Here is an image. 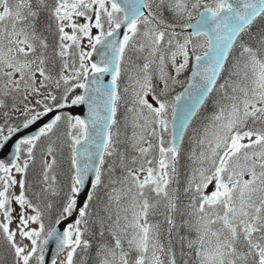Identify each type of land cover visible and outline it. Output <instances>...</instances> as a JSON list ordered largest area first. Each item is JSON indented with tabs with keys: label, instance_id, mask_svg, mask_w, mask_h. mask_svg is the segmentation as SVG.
Segmentation results:
<instances>
[{
	"label": "snow or ice",
	"instance_id": "obj_1",
	"mask_svg": "<svg viewBox=\"0 0 264 264\" xmlns=\"http://www.w3.org/2000/svg\"><path fill=\"white\" fill-rule=\"evenodd\" d=\"M42 14L48 21L46 30L55 24L54 43L40 29ZM258 17H264V0H238L236 5L229 0L211 4L203 0H0V109L11 106L24 117L20 126L7 127V135L0 128V150L14 133L50 113L84 103L90 113L88 120L55 114L38 134L20 139L10 159H0V239L5 252L0 264H46L50 251H54L50 264H76L78 250L92 246L84 237L104 172L111 176L117 168L124 173L120 182L125 187L110 199L119 204L125 198L128 204L118 209L115 220L107 217L112 220L111 241L104 242L100 231L98 264H179L170 239L179 210L180 190L173 187L179 182V144L190 116L216 87L219 75L229 72L226 65L237 45L229 78L220 85L228 103L213 117L211 130L205 129V138L199 141L206 145L197 158L200 167L184 189L190 201L187 214L193 218L186 227L196 233L187 247L195 251V264H264V29L250 31ZM177 29L193 31L181 43L182 31ZM193 36L205 40L194 43ZM84 40L90 51L83 47ZM189 45L198 82L169 101L165 99L169 91L180 83L176 77L188 68ZM145 51L143 64L136 65L129 77L132 106L128 111L133 113V128L138 129L131 137V148L138 156L129 160L117 147L112 130L118 124L122 99L117 82L126 55ZM169 52L175 76L166 70ZM94 53L100 57L98 62H91ZM178 56L183 62L177 65ZM153 66L163 82L159 94L153 86ZM109 73L111 84L105 87L100 78ZM77 89H83V94H75ZM150 94L158 106L149 102ZM97 97H103L106 115L100 114ZM186 98L188 103L178 107ZM62 123L72 174L57 204L52 198L60 197L62 189L53 174L58 139L53 137ZM165 133L171 137L167 142ZM42 138L49 143L41 156L38 189L29 196L28 173ZM153 149L158 150V159L151 155ZM106 157L116 158L107 169ZM213 182L215 190L206 195L204 190ZM86 186L92 189L86 193L88 203L81 201L78 207ZM160 205L168 225L167 246L161 242L160 225L149 221ZM74 213L78 218L61 229ZM103 224L100 218L101 228Z\"/></svg>",
	"mask_w": 264,
	"mask_h": 264
},
{
	"label": "trees",
	"instance_id": "obj_2",
	"mask_svg": "<svg viewBox=\"0 0 264 264\" xmlns=\"http://www.w3.org/2000/svg\"><path fill=\"white\" fill-rule=\"evenodd\" d=\"M49 2H54V0H49ZM45 23H48L46 14L41 15V24L40 29L43 31L44 35L48 37L49 43H54L56 41L55 36V24L52 23L51 30H46L44 28ZM261 29H264V17H259L251 26L250 31L253 33L259 32ZM244 38H247V34H242ZM239 50V46L237 45L227 62L226 67L229 68V72L231 71V66L235 63L237 58V53ZM123 65V64H122ZM121 65V66H122ZM229 72H225L221 74V77L218 81L216 88L214 89L213 93L211 94L210 98L208 99L206 105L199 113L197 119L193 122L190 129L185 135L184 141L182 143L180 155L177 159V175H178V184H174L173 187L179 188V210L177 213L174 214V219L177 224V228L173 230L172 238L174 240L175 251L177 254V258L180 262L181 259V249L182 245L180 244L181 237L183 236H193L194 231H189L186 227L188 221L193 220L187 212V205L189 204V194H185L184 189L181 185V181L186 178L185 168L188 162V155L194 150V146L197 145L199 135L201 133V129L208 127V123L213 121V117L219 112V108L222 105L228 103L227 100L223 98L224 96V89H221L220 85L225 82V79L229 78ZM235 79V77H231ZM11 108V106L9 107ZM116 119L118 118L119 112H117ZM23 116L17 117H10L7 121L8 126L17 127L20 126L21 122L23 121ZM117 124L116 126L112 127L113 132H117L119 127ZM66 131L65 125L62 123L57 129V136L53 137L57 139V143L55 145L56 148V159L57 165L54 170V175L57 177L58 186L62 189L61 196L52 198L55 202H59L62 199L64 192L68 190V185L70 183V175L72 174V170L70 168V149L67 147L66 151L63 149V145L68 141L67 138L64 136V132ZM119 141V139H116ZM49 141L46 138H42L41 142H38V148L36 149L35 156H36V163L29 169L28 173V181H29V196L31 195V191L34 188L38 189V181L39 176L38 173L41 168V156L43 155L46 147L48 146ZM117 147L121 152H124L127 157L130 159L131 154L124 150L123 145L119 142ZM24 155V154H22ZM50 158V157H49ZM51 159V158H50ZM115 157H106V165L105 169L110 167L113 162L115 161ZM124 175L122 170L117 168V171L111 176L107 171L104 172L102 177L103 185L97 190V199H95L92 204L90 205L91 212H92V221L89 226V232L85 234V239L91 242V248L87 251L78 250L76 259V264H98L99 256H98V248L101 244V237L99 235L100 231H104L103 241L108 242L111 241V236L108 232V225L112 223V220H115L116 213L118 209L126 207L128 204L127 199L122 198L120 201V205L116 206L113 204L114 201L109 199V194L113 191L116 195L121 194L120 190L125 187L124 184L120 182V178ZM115 190V191H114ZM107 209V210H105ZM164 212V208L160 205L154 212V214L149 215V221L153 224H159L161 228V238L162 243L167 246L169 236H168V225L165 221V216L162 214ZM76 213L73 214L75 216ZM112 217V220H108V216ZM121 215H124L122 212ZM100 218H104L103 228L100 225ZM123 223V220H121ZM170 237V239H171ZM5 259V252L3 249V241L0 239V262H3ZM11 260V257H8V261ZM181 264V262H180Z\"/></svg>",
	"mask_w": 264,
	"mask_h": 264
},
{
	"label": "rangeland",
	"instance_id": "obj_3",
	"mask_svg": "<svg viewBox=\"0 0 264 264\" xmlns=\"http://www.w3.org/2000/svg\"><path fill=\"white\" fill-rule=\"evenodd\" d=\"M204 3H208L211 4L213 3V0H203ZM194 21V20H193ZM192 21V22H193ZM78 22H84L82 18L78 19ZM66 31H69V33L71 32V29H66ZM177 31H182L181 29H177ZM93 34H98V30L93 29ZM189 29L187 30H183L182 31V35L179 37L181 43L183 42V39L185 36L189 35ZM205 40L204 37H195L193 36V41L194 43H203ZM139 46V45H138ZM83 47L85 48L86 51H90V48L87 45V41L84 40L83 41ZM192 49V45H189V55L191 57L190 61H189V65L188 68L185 69L181 75L179 77H176L180 83L176 84L173 86V88L169 91L168 96L165 98L169 101H172L174 99V97L176 95H179V92L181 91V89H183V87L186 85L187 81H188V74L190 72L191 69V64L194 60V55L191 51ZM172 50H175L174 48ZM197 54H199V51L197 52ZM147 55V51H145L144 53H134V52H129L126 55L125 58V62L123 63V66L121 68V77L119 79V92L120 95L122 97L121 101L118 104V131L113 132L114 134V139H119V142L123 145L124 150H127L130 154L131 157H135L138 156V153H136L132 148H131V137L133 135L134 131H138V129H134L132 126V117H133V113L129 112L128 109L131 108V103H130V99H131V89H132V81H130L129 77L135 72V66L136 65H142L144 60L143 57ZM183 62V58L178 56L177 57V65L179 63ZM168 73L171 76H175V69L174 67H172L171 63H170V52L168 53V59H167V69ZM153 86L155 89V93L159 94L160 90L163 87V82L159 80V71L155 68V66H153ZM128 89V92H125V89ZM83 89H77L75 94H82ZM149 102L153 104V106H158L156 104L155 99L153 98V96L150 94L149 97ZM20 107L22 108L23 105H20ZM7 112L8 115L5 116L4 113ZM118 114V113H117ZM17 117V116H23L20 112H14L12 111V108H8V109H0V128H4L5 132L4 135H7V121L10 117ZM171 117L169 116V119ZM213 125V121L208 123V127H205L203 129H201V133L199 135L198 138V142L197 145L194 146V150L189 153L188 155V162H187V166L185 168V174H186V178L181 181V185L183 187V189L186 188L190 178L193 175V171L194 169L200 167L199 162L197 160V158L199 157L200 153L202 151L205 150L206 145H202L201 143H199L200 140H203L205 138V129H208L209 131L211 130V127ZM157 131H159V128L157 126ZM118 133V136H117ZM165 140L166 142L168 140H170V134L169 133H165ZM68 141L63 145V149L66 151L67 147H68ZM153 143H157V141L155 140V138H153ZM152 156L156 157L158 159V150L157 149H153ZM24 158V156L22 155V159ZM50 160V158H48ZM129 159V160H130ZM15 175V173H14ZM17 178H19V176H17ZM214 183L212 185H209V187L207 189H205V194L206 195H210L212 193V191L215 190L214 188ZM18 191V190H17ZM115 192H111L109 194V196H115ZM110 199V197H109ZM111 200V199H110ZM114 201V200H112ZM121 202V201H120ZM117 204V202H113L114 205L119 206L120 205ZM13 207L18 209V206L13 205ZM11 227L13 228V230H15L16 228V222L14 221L13 224L11 225ZM32 227H35V225H32ZM185 239L180 240V244L182 245V251L184 253L183 256H181L180 262L181 264H184L185 261H187V264H195L196 261V256H195V251L194 250H189L187 247V240L188 239H195L196 238V233L194 232L193 236H183ZM161 242H162V238L160 236ZM25 243H28L27 241H25Z\"/></svg>",
	"mask_w": 264,
	"mask_h": 264
},
{
	"label": "water",
	"instance_id": "obj_4",
	"mask_svg": "<svg viewBox=\"0 0 264 264\" xmlns=\"http://www.w3.org/2000/svg\"><path fill=\"white\" fill-rule=\"evenodd\" d=\"M230 3H233L234 5H236L238 3V0H229ZM239 2L242 3V0H239ZM145 12L147 11L146 9L144 10ZM193 23H196V21H194ZM122 32H126V29H122ZM192 29H190V32L192 33ZM122 39V36H121ZM98 48L100 46H97ZM100 59L99 55L94 53L91 62H98ZM195 63L196 61H193L192 64V69L189 75V81L187 83V85L184 87L183 90L180 91V94H184L186 89H189L191 85L196 84L198 82V78L195 77L194 72H195ZM221 75V74H220ZM219 75V77H220ZM218 77V79H219ZM101 81L103 83V85L105 87L109 86L111 84V79H112V74H105L103 75L101 78ZM218 81V80H217ZM217 84V83H216ZM214 90V89H213ZM193 91H195V89H193ZM212 93V92H211ZM211 93H209L202 104L198 105L196 108V111L193 115L190 116V120H189V124H188V128L191 126V124L193 123V121L196 119L198 113L200 112V110L203 108V106L205 105L206 101L208 100V98L210 97ZM83 94V93H82ZM96 103L100 106V114L101 115H106V111L104 110V99L103 97H97L96 98ZM185 103H188L187 98L185 100H182L180 102V105H178V107H182ZM72 116H78L81 119L84 120H88L90 117V113H89V104L88 103H84L81 105H76V106H72L66 109ZM60 111L58 110V112L56 113H50L48 116L43 117L41 120L37 121L36 124L31 125L28 129H23L21 128V130L17 133H14L13 136L11 137V139L8 141V143L6 144V146L4 147V149L0 150V159L3 160H7L11 158L12 152L14 151V146L16 143L19 142L20 139H23L25 137L28 136H32V135H36L38 134L39 130L41 127H43L45 124H47L48 122L51 121V119L54 117L55 114H58ZM188 130V129H187ZM186 133V132H185ZM184 133V136H185ZM184 139V138H183ZM181 144L182 142L179 144V147L181 148ZM89 179L91 180L92 177L90 176ZM92 189L90 186H86V189L84 192H82L81 196L78 198V207H81V201L83 203H87V196L86 193H91ZM71 222L69 221H65L64 224L61 225V229L64 228V226ZM173 243V242H172ZM174 247V245H173ZM51 249V246H50ZM54 256V251H50L49 255H46V264H50V257Z\"/></svg>",
	"mask_w": 264,
	"mask_h": 264
}]
</instances>
